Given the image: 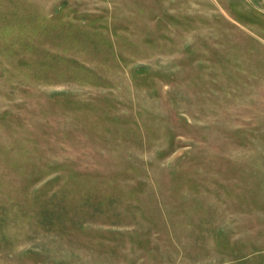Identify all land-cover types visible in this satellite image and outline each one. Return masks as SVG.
Listing matches in <instances>:
<instances>
[{
    "label": "rangeland",
    "instance_id": "obj_1",
    "mask_svg": "<svg viewBox=\"0 0 264 264\" xmlns=\"http://www.w3.org/2000/svg\"><path fill=\"white\" fill-rule=\"evenodd\" d=\"M0 264H264V0H0Z\"/></svg>",
    "mask_w": 264,
    "mask_h": 264
}]
</instances>
